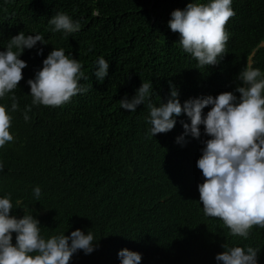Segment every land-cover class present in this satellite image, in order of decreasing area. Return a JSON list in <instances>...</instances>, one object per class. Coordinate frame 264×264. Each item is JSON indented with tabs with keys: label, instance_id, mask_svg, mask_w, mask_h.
Segmentation results:
<instances>
[{
	"label": "trees",
	"instance_id": "obj_1",
	"mask_svg": "<svg viewBox=\"0 0 264 264\" xmlns=\"http://www.w3.org/2000/svg\"><path fill=\"white\" fill-rule=\"evenodd\" d=\"M189 2L210 0H0V51L21 31L46 42L23 50V79L0 98L14 138L0 147V198L11 200L10 215L32 214L42 238L77 228L91 232L93 252L79 250L69 264H120L123 248L140 253V264H222L215 256L223 244L259 249L257 264H264V228L253 226L244 238L204 213L198 191L204 177L196 163L210 138L204 126L199 137L185 134L181 122L190 118L182 113L172 130L152 137L147 104L136 112L120 107L142 82L152 83L151 102L159 106L169 98L170 82L183 104L224 91L239 98L238 73L249 65L264 79V0H232L226 52L205 67L168 26L171 12ZM58 12L79 22V31H52L48 21ZM53 48L82 65L89 79L79 84L87 91L58 107L33 105L27 81ZM99 57L109 64L102 81L94 75Z\"/></svg>",
	"mask_w": 264,
	"mask_h": 264
},
{
	"label": "clouds",
	"instance_id": "obj_2",
	"mask_svg": "<svg viewBox=\"0 0 264 264\" xmlns=\"http://www.w3.org/2000/svg\"><path fill=\"white\" fill-rule=\"evenodd\" d=\"M232 0H210L209 3H187L184 9L171 12L168 26L179 33V42L184 52L191 54L199 66L215 65L226 52L228 33L225 25L235 15ZM48 23L52 31L65 34L79 31V22H73L66 13L58 12ZM37 42L46 44L40 34L25 35L23 31L12 36L4 51H0V98L13 92L23 79L22 69L27 67L19 56L24 49H32ZM15 47L16 51H13ZM42 49L37 51L41 54ZM30 86L33 105L58 107L78 93L87 91L81 87V79H89L81 71L82 65L69 58L63 49L53 48L42 61ZM94 72L98 81L108 74L109 64L103 57L96 61ZM261 71L250 65L238 73L239 92L224 91L215 97L208 95L189 98L181 104L178 91L170 82V95L159 106L151 102V82H142L135 95L120 100V107L136 112L138 105L147 104L151 125L150 134L166 133L175 126L174 117L182 113L190 118V124L181 122L184 133L200 136V125L210 137L204 141L202 154L197 160L204 181L198 184L199 199L205 215L219 218L232 235L247 238L253 226L264 228V79ZM11 108L18 110L16 97H11ZM204 114L203 110L209 107ZM26 106L24 119L30 117ZM11 116L0 105V147L13 141L10 134ZM183 142V135L176 138ZM3 165L0 164V171ZM38 201L41 189H33ZM13 205L8 196L0 198V264H69L74 253L82 250L90 254L94 250V236L80 229L70 235L58 234L48 239L40 235L39 221L32 214L17 218L10 215ZM12 233H16L15 244ZM224 251L215 259L222 264H257L259 249L222 245ZM120 264H140L141 254L127 248L119 250Z\"/></svg>",
	"mask_w": 264,
	"mask_h": 264
}]
</instances>
